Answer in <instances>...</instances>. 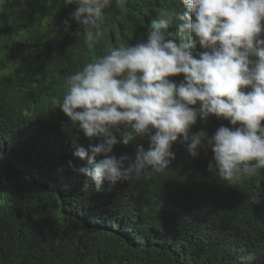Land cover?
<instances>
[{
    "label": "trees",
    "instance_id": "16d2710c",
    "mask_svg": "<svg viewBox=\"0 0 264 264\" xmlns=\"http://www.w3.org/2000/svg\"><path fill=\"white\" fill-rule=\"evenodd\" d=\"M76 7L0 0V264H241L250 252L264 264V169L231 186L208 171L211 149L193 158L178 142L163 172L105 179L101 191L69 166H86L73 140L87 148L102 138L87 137L51 103L63 97L65 77L121 43L146 40L163 8L183 11L180 0H126L120 20L113 4L105 35L89 49L71 16ZM169 31L178 38L175 25ZM220 126L239 125L212 115L190 134L210 137ZM141 147L148 150L147 137L133 133L114 154L135 157Z\"/></svg>",
    "mask_w": 264,
    "mask_h": 264
},
{
    "label": "clouds",
    "instance_id": "9594fccd",
    "mask_svg": "<svg viewBox=\"0 0 264 264\" xmlns=\"http://www.w3.org/2000/svg\"><path fill=\"white\" fill-rule=\"evenodd\" d=\"M77 5L72 18L83 26L84 43L93 49L105 35V10L126 0H64ZM183 11L163 8L147 26L146 40L121 43L107 54L65 77L63 97L51 103L89 137L87 148L73 140V156L86 162L76 168L102 190L105 179H139L161 173L175 159V143L191 157L211 149L208 171L237 186L264 169V0H180ZM68 31L69 21L64 22ZM178 28V38L169 31ZM81 36L80 32L75 33ZM197 45L203 51L197 50ZM183 74L179 84L169 77ZM199 105V107H194ZM228 120L208 137L192 133L198 118ZM131 129V131H129ZM116 133L119 134V138ZM133 133L147 137L149 148L132 157L117 156ZM103 154L102 159H97ZM261 197H252L259 203ZM256 253L241 256L253 264Z\"/></svg>",
    "mask_w": 264,
    "mask_h": 264
}]
</instances>
